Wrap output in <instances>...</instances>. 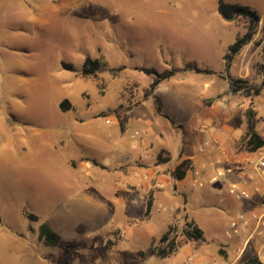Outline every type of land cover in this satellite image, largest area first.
I'll list each match as a JSON object with an SVG mask.
<instances>
[{
  "label": "rangeland",
  "instance_id": "rangeland-1",
  "mask_svg": "<svg viewBox=\"0 0 264 264\" xmlns=\"http://www.w3.org/2000/svg\"><path fill=\"white\" fill-rule=\"evenodd\" d=\"M14 1L0 0V226L14 233H22L27 226V232L31 227L35 231L42 222L54 223L56 212L73 207L75 215L85 218L76 231L83 243L76 253L84 264H162L150 251L167 231L173 214L180 227L186 219L195 222L208 243L231 241L224 236L231 215L221 212L222 204L213 197L203 202L200 196L207 187L192 185L187 209L180 205L178 213L172 206L162 212V218L133 232L123 228L126 234L119 245L110 246L104 238V250H93L91 233L104 235L105 230L124 224L113 214L92 218L94 205L68 198L75 196L77 186L94 183L90 179L111 180L112 171L99 168L88 179L75 170L66 182L70 172L63 162L64 151L70 148L73 152L69 161L73 168L84 159L82 155L109 166H116L117 160L93 146L84 151L87 142L78 135L72 145L67 143L73 129L63 128L78 126L85 132L84 127H89L88 132H96L98 122L113 123L114 128L125 115L135 127L139 122L160 124L164 118L167 124L194 129L197 149L201 126H208L203 135L210 138L212 121L208 117L218 125L244 127L246 112L252 109L263 132L264 24H259L253 40L234 57L227 71L224 57L247 32L248 21H225L218 12V0H23L24 9L19 13L22 2ZM227 1L250 7L264 17V0ZM88 57L105 64L95 77L82 74ZM205 70L214 73L200 72ZM165 71L175 75L148 96L155 74ZM228 75L262 86L261 94L234 93ZM156 99L161 114L169 120L158 113ZM65 100L69 107L64 112L60 105ZM59 131L64 134L58 135ZM142 132L149 133L145 127ZM175 140L179 143L180 136ZM139 154L147 158L143 152ZM224 166L228 168L229 163ZM59 186L70 188L59 193ZM140 211L130 209L132 215ZM119 212L124 218V212ZM145 213L144 209L142 219L149 217ZM28 214L37 215L39 221H30ZM67 235L56 246L60 261L67 256L71 237ZM119 235L121 228L113 231V239ZM98 239L100 243L101 236ZM208 243L204 250L210 248ZM220 247L218 253L225 263L224 244ZM139 250L143 256L132 253ZM198 256L190 244L163 264H194Z\"/></svg>",
  "mask_w": 264,
  "mask_h": 264
},
{
  "label": "crops",
  "instance_id": "crops-1",
  "mask_svg": "<svg viewBox=\"0 0 264 264\" xmlns=\"http://www.w3.org/2000/svg\"><path fill=\"white\" fill-rule=\"evenodd\" d=\"M18 1L14 2L17 3ZM20 1L22 6L17 13L22 12L24 9L23 0ZM30 20L31 22L35 21L33 18ZM260 23L264 24V17L260 16ZM160 115L165 117L163 114ZM165 119L169 120L167 117ZM207 119L212 121V127H209V131L212 130L210 138L203 135L208 132V126L203 125L206 128L205 132L201 131L203 126L198 129L200 136L199 145L204 139H209L212 142V146L205 153L199 152V146L197 149L194 147L197 137L194 129L187 128L184 125L182 128V126H177L178 124H167L164 118L160 124L152 122L143 125L139 122L135 124L137 127L133 126L132 122L129 121L126 131L123 132L124 136H121L122 131L119 123H115V127L113 126L114 128H112L111 125L113 123L107 125L105 122H98L95 124L97 125L96 132H88L87 129L89 127H84L86 129L85 132L79 130L78 126L63 128L73 129L71 138L66 140L67 143L71 141L72 145L74 135H78L82 138L80 141L87 142L86 148H83L84 151L93 146L96 151L106 153L107 156H113L117 160L116 166H109L96 160L99 165H95L92 162L94 159H91L90 156L82 155L84 159H79L80 163L77 168H73L69 162L73 152L69 151L70 148L64 151L65 159H63V162L65 166H68L70 172L65 178L66 182L67 177L72 176L75 170L80 176L87 174L84 178L88 177V179L91 173L93 175L100 172V170L112 171V179L108 181L90 179L94 181L90 185L77 186L69 184L77 186L78 189L74 194L75 196H69L68 200L71 202L83 200L89 205L90 203L94 205L92 218L113 214L116 220L119 219L124 224L123 227L116 225L105 230L104 235L97 233V231L94 234L91 233L92 242L89 246L93 250L97 252L101 249L104 250L105 246L102 245V241L106 240L104 238H107L110 246L119 245L123 241L124 234H126L123 228L130 229L133 232L146 222L162 218V212L172 206H174V210H178L180 205L187 209V196L191 186L194 185L207 187L205 193L200 196L204 203H206L208 198L213 197L219 201L218 203L222 204V207L219 206L221 212L231 215L227 226L231 220L238 218L240 214H243L248 222V227L242 236L231 239V241L226 240L215 245L208 243L206 240L199 248L195 247L193 243L186 244L185 246L191 244L199 252L194 264H245L251 258H257L264 264V174H260L255 169L254 162L257 159V152L250 153L245 149L237 148V144L244 134L245 126L218 125L212 118L208 117ZM144 127L148 129L149 133L144 134L142 132ZM129 128H131V131L129 130V134H127ZM108 129L113 132L107 131ZM257 130L259 134L262 133L258 127ZM61 134H64V132L59 131L58 135ZM178 135L181 140L179 143L175 140ZM131 140L137 141L131 145ZM162 150H166L171 157V161L166 164H159L157 160ZM139 152H143L147 158H144ZM184 159L192 161V168L188 171L185 179L178 181L173 178L172 173ZM227 163H229L228 168L224 166ZM221 166H224V168ZM96 168H98V171H94ZM217 170H222L224 174L218 182L212 183L210 178ZM193 171H198L199 176H194ZM190 183L192 184L190 185ZM231 184H239L249 189L258 186L261 193L260 195L252 193L249 199H237L229 192ZM68 188L70 186H59L58 192L66 193ZM153 189H156L155 193H153ZM148 195L151 196L146 199ZM150 198L152 200L151 213L148 218L142 219L141 216L144 209L146 210ZM167 201H169V205ZM175 203L177 204L175 205ZM138 208L141 209L140 212H136L133 215L130 213V209ZM119 211L124 212V216L122 215L124 218L119 216V213L120 215L122 214ZM74 212L73 207H68L63 211L56 212L54 223L52 221L48 222L51 228L61 236L60 242H62L64 234L68 233L67 236H71V232L75 231L76 233L70 237L65 249L67 256L62 261L58 258L59 249L56 247L57 244L45 246L39 241L38 228L40 224H38V227L34 228L35 231L27 232V226L22 233H14V230L9 231L0 226V264H84V260L76 253L83 246L80 241V235L76 231L77 226L83 224L85 218L78 217L79 215H75ZM175 215L173 214L169 220L168 227L173 223ZM118 228H121V235L118 236L117 240H114L112 234ZM99 236H101L100 243L98 242ZM206 243H208L207 245L210 248L204 250ZM70 244L80 245L77 248H69ZM222 244H224L223 249L226 251L221 252L224 254V258L227 259L225 263L218 253ZM237 248L240 252L236 254ZM106 249L109 250V248ZM150 252L152 253V250ZM132 253L142 256L143 252L139 250ZM157 259L162 261L163 264L166 263L168 258ZM120 264L125 263L121 261ZM183 264L186 263L184 262Z\"/></svg>",
  "mask_w": 264,
  "mask_h": 264
},
{
  "label": "trees",
  "instance_id": "trees-1",
  "mask_svg": "<svg viewBox=\"0 0 264 264\" xmlns=\"http://www.w3.org/2000/svg\"><path fill=\"white\" fill-rule=\"evenodd\" d=\"M218 12L221 17L227 21L232 22L237 20L238 18H245L248 21L247 24V32L241 38H238L234 44H232L226 53L224 60L226 64V69L229 71L231 64L234 60V57L240 53L245 45L250 43L254 36L257 33V28L260 22V16L250 7L232 4L227 0H218ZM105 64L100 60H93L88 57L83 65L82 74L85 76L95 77L97 75V71L101 66ZM66 67L72 68L71 65ZM149 73H155L154 71L145 70ZM205 72L207 74L214 73L212 71H200ZM264 74V71L262 72ZM156 78L151 84L150 89L148 90V96L152 95L157 87L167 79H170L175 75L174 71H165L161 74H155ZM228 81L231 90L234 93H245L246 96H259L262 92V86L250 82L248 80H242L240 78H235L233 76L228 75ZM210 103V102H209ZM67 105V106H66ZM62 111H67L68 109V101L65 100L60 105ZM156 108L158 113L161 114L162 109L160 103L156 99ZM114 112L117 113V117H120L119 110L116 108ZM130 121V116L125 115L124 118L119 120L120 128L122 132H125L127 129V125ZM240 125L241 122L238 121ZM257 114L252 109L246 112V122L244 128V134L242 135L239 143L237 144L238 149H245L247 152L255 153L258 152L264 146V139L261 134H259L257 130ZM171 161V157L166 150H162L158 155V163L166 164ZM95 165H99L95 160H92ZM192 168V161L190 159H184L180 162L172 175L173 178L180 181L186 178L188 171ZM152 210V200L147 203L145 216L148 217ZM180 212V208L177 210ZM28 218L32 222H38L39 217L35 214H28ZM31 227V226H30ZM33 228H30L32 231ZM38 238L45 246H52L60 243L61 236L55 232L51 226L47 222H42L38 228ZM206 242V238L204 236V231L193 221H189L186 219L185 223L180 227L179 221L175 216L172 224L169 225L167 231L161 236L158 244L152 249V255L157 258L165 259L169 258L172 255L178 253L182 247L186 244L193 243L195 247L199 248ZM80 244H70L68 247L77 248ZM143 256V253H142ZM245 264H263L257 258H251Z\"/></svg>",
  "mask_w": 264,
  "mask_h": 264
},
{
  "label": "built area",
  "instance_id": "built-area-1",
  "mask_svg": "<svg viewBox=\"0 0 264 264\" xmlns=\"http://www.w3.org/2000/svg\"><path fill=\"white\" fill-rule=\"evenodd\" d=\"M262 121L264 125V115L262 116ZM206 128L203 126L201 128L202 132H205ZM262 138L264 139V128ZM212 146V142L209 139H204V141L199 145L198 150L200 153H205L206 150ZM255 169L260 173L264 174V146L258 150L257 152V159L254 162ZM224 174L222 170H217L216 173H214L210 181L212 183L218 182L220 177ZM194 176H199L198 171H193ZM230 194L235 196L237 199H249L252 195V193L259 194L261 193V190L258 186H255L253 189H249L247 187L241 186L239 184H231L229 188ZM248 227V222L246 217L243 214H240L238 218L231 220L229 222V225L227 226L224 236L226 239H233L237 238L239 236H242V234L246 231V228Z\"/></svg>",
  "mask_w": 264,
  "mask_h": 264
}]
</instances>
